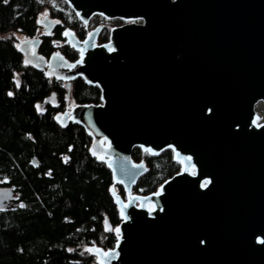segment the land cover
Here are the masks:
<instances>
[{"label":"water","instance_id":"95a60500","mask_svg":"<svg viewBox=\"0 0 264 264\" xmlns=\"http://www.w3.org/2000/svg\"><path fill=\"white\" fill-rule=\"evenodd\" d=\"M65 1L84 23L95 14L126 20L103 43L102 25L83 40L66 29L75 61L40 54L39 37L17 45L25 63L68 90L78 75L101 88L100 103L55 116L85 127L90 152L127 193L111 188L122 220L113 248L92 246L96 264H264V0ZM38 23L44 33L56 24L48 15ZM46 102L58 103L54 90ZM135 146L172 148L182 170L133 193L147 168L132 159ZM14 193L0 185V208Z\"/></svg>","mask_w":264,"mask_h":264},{"label":"trees","instance_id":"16d2710c","mask_svg":"<svg viewBox=\"0 0 264 264\" xmlns=\"http://www.w3.org/2000/svg\"><path fill=\"white\" fill-rule=\"evenodd\" d=\"M45 12L56 24L39 34ZM102 26L97 43L109 39L111 25ZM66 29L81 40L90 31L65 0H0V185L15 191L0 208V264H96L92 246L108 250L118 238L122 217L111 188L127 199L125 188L115 184L106 159L90 152L92 136L83 125L55 119L72 105L100 103L101 88L78 75L68 90V81L25 63L17 47L21 37L39 36L40 54L75 61L80 51L68 43ZM53 90L58 103L43 104ZM131 156L147 167L133 186L136 194L156 191L182 170L169 147L154 154L135 146Z\"/></svg>","mask_w":264,"mask_h":264},{"label":"rangeland","instance_id":"374dc122","mask_svg":"<svg viewBox=\"0 0 264 264\" xmlns=\"http://www.w3.org/2000/svg\"><path fill=\"white\" fill-rule=\"evenodd\" d=\"M45 2H48V3H56L57 2V0H44ZM45 15H48L47 14V12H45V13H42L41 15H40V17L41 18H43ZM140 21V20H139ZM89 23V28H90V30L91 29H93V28H95V26L97 25V24H102V25H104V24H110L111 25V27L113 28L114 26H117V25H121V24H123L124 22H122V23H118L117 22V18H115V19H111V20H106L105 18H102L101 16H96V17H94V18H92V20L90 21V22H88ZM41 27V26H40ZM42 30H41V28H40V32H41ZM35 37H37V36H35ZM26 38H28V37H26ZM23 39H25V37H21V39H20V41L21 40H23ZM257 107H260V109H259V120H264V103L263 102H260L258 105H257Z\"/></svg>","mask_w":264,"mask_h":264},{"label":"built area","instance_id":"2783aa9c","mask_svg":"<svg viewBox=\"0 0 264 264\" xmlns=\"http://www.w3.org/2000/svg\"><path fill=\"white\" fill-rule=\"evenodd\" d=\"M96 16H101L102 18H105L106 20H111L110 18H108V17H106V16H104V15H101V14H95V15H93L91 18H90V20H89V22L92 20V18H94V17H96ZM137 21H139V20H137ZM97 25H102V24H97ZM96 25V26H97ZM95 26V27H96Z\"/></svg>","mask_w":264,"mask_h":264},{"label":"flooded vegetation","instance_id":"af4514ba","mask_svg":"<svg viewBox=\"0 0 264 264\" xmlns=\"http://www.w3.org/2000/svg\"><path fill=\"white\" fill-rule=\"evenodd\" d=\"M117 22H118V23H122V22L125 23L126 20H124V19H120V18H117ZM40 26H41L40 28H41L42 31H41L39 34L44 33V31H43V29H44L43 25H40ZM37 37H39V36H37ZM39 38H40V37H39Z\"/></svg>","mask_w":264,"mask_h":264},{"label":"snow or ice","instance_id":"6c2138e0","mask_svg":"<svg viewBox=\"0 0 264 264\" xmlns=\"http://www.w3.org/2000/svg\"><path fill=\"white\" fill-rule=\"evenodd\" d=\"M5 2H7V0H5ZM8 95H12V93L10 92V93H8ZM39 107V106H38ZM20 207H24V205L23 204H20ZM118 231V230H117Z\"/></svg>","mask_w":264,"mask_h":264},{"label":"bare ground","instance_id":"6f19581e","mask_svg":"<svg viewBox=\"0 0 264 264\" xmlns=\"http://www.w3.org/2000/svg\"><path fill=\"white\" fill-rule=\"evenodd\" d=\"M92 16H93V15H92ZM92 16H91V17H92Z\"/></svg>","mask_w":264,"mask_h":264}]
</instances>
